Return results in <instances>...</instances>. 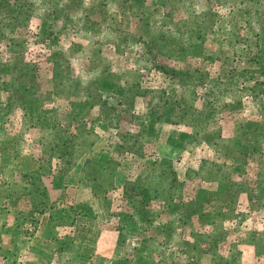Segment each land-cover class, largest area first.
<instances>
[{"label": "rangeland", "instance_id": "obj_1", "mask_svg": "<svg viewBox=\"0 0 264 264\" xmlns=\"http://www.w3.org/2000/svg\"><path fill=\"white\" fill-rule=\"evenodd\" d=\"M186 1H138L142 35H156L158 42L163 41V31L166 35L167 47L165 44L161 47L166 53L160 50L156 55H149L153 59L139 55L142 49L138 38L131 40L132 49L139 53L137 56L119 51L110 40L104 39L111 20L110 11L120 18L128 0H77L80 11L90 13L91 17L85 20H92V24L89 23L95 27L92 33L88 32L92 26L87 24V29L82 23L83 28H80V21L77 23L66 14L57 15L53 26L49 27L41 20V7L36 0L23 2L13 16L12 20L26 26L13 32L14 44L10 45L9 40L0 35V67L19 56V71L36 76L34 81L40 83L42 105L37 103L35 107L46 110V117H51L55 105L65 104L62 99L54 101L55 105L48 100L53 88L50 77L65 78L69 66L76 75L93 78L96 70L92 72L87 68V60L102 62L101 72L113 84L101 92L107 105L94 108L85 105L76 109L79 119L88 123L83 126V141L88 150L80 158H73V165H59L60 160L53 159V170L35 183L42 189L45 187L53 205L44 212H33L27 210V190L23 187L29 182L21 183L20 174L37 167L41 156L50 150L54 127L41 120L36 121L35 126L28 125L22 115L27 106L21 82L0 78V102L8 100L7 95L12 93L20 103L18 105L13 96L15 100L8 109L0 107V264H61L63 260L68 264H87L83 261L89 260L91 264L92 259L81 260V253L90 254L87 246L91 247L93 237H97L96 228L104 227L98 224L102 216L105 219L102 208L109 209L111 214L117 213V202H123L122 209L129 213L122 219L116 217L121 223L117 252L125 253L128 264H264V0H245L242 4L213 1L214 11L209 17L213 31L207 34L203 44L227 59L226 69L223 67L222 71L219 70L220 60H214L208 76L202 75L201 69L187 65H202L200 58L193 55L184 58L175 49L173 20L183 14L181 5L184 8ZM203 1L197 0L198 5ZM124 15L128 17L127 13ZM122 24L136 28L133 22ZM36 30L38 36L35 37ZM183 42L188 49L186 52H190L192 36H187ZM54 50L62 54V59L57 61L62 62V72L64 64L66 66L61 77L53 74L57 63L51 55ZM98 55L100 59L92 58ZM158 63L173 66L185 80L197 83L198 96L193 101L197 107L204 102V84L209 81L218 82L219 86L214 88H225L226 92L217 101L210 99L218 110L206 127L200 125L196 129L192 121L176 123L171 121V116L162 113L154 121L149 136H140L136 141V153L120 151L113 129L103 126L107 123L108 106L113 104L123 112L129 104L141 111L145 97L137 95L129 103L124 94L129 86L140 83L147 88L163 86L165 79H161L163 73L156 67ZM231 69H234L232 74ZM240 69L242 74L236 75ZM241 78H244L243 84H240ZM71 83L65 90L75 98V85ZM165 95L173 99L171 90ZM175 96L184 101L176 92ZM148 118L143 114L129 116L128 120H121L119 127L136 132L140 120ZM258 123L263 126L258 127ZM218 129H221V144H210L217 137ZM89 157L113 160V184L106 183L103 187L102 179L89 183L80 177L84 173L82 167L86 169L84 160ZM163 157L175 160L178 168L189 167L182 178L172 183V202L148 201L142 194L140 197L134 194L139 191L140 180L146 182L145 177L151 171L163 167ZM212 161L216 162L214 169L209 165ZM124 182L137 186L126 193ZM17 219L26 223L33 219L40 221L37 234L29 238L27 228L22 230L27 237L17 236ZM213 231L216 243H208L207 248L204 241L212 239ZM83 236L89 237L85 246L79 243ZM70 239L72 245L65 248ZM198 240L201 242L196 243ZM195 243L197 247L192 249L196 255L189 258L187 250ZM120 261L117 264H126L124 259ZM95 262L93 260V264ZM98 263L108 264L105 259Z\"/></svg>", "mask_w": 264, "mask_h": 264}, {"label": "trees", "instance_id": "obj_2", "mask_svg": "<svg viewBox=\"0 0 264 264\" xmlns=\"http://www.w3.org/2000/svg\"><path fill=\"white\" fill-rule=\"evenodd\" d=\"M35 0H0V35L4 38L9 40V44H14L15 38L13 32L20 31V28L26 26L24 24L18 23L17 21L12 20L13 16L17 15V12L23 2H33ZM39 1L38 5L41 7L42 22L48 23L49 27L53 26V21L57 15L66 14L68 17H73L75 21L78 23L81 20H85L87 16L86 13H82L79 7L77 6V0H36ZM138 1L140 0H128L127 5L121 11L120 18H116L114 14L117 13L110 11L109 19L110 24L106 27V32L104 34L105 40H110L109 42L112 43L119 51L126 52L128 55L134 56L138 55L133 49V42L131 41L132 38L141 42V54L142 57L145 58L149 55H156L157 52L161 50V52L166 53V50L161 48L163 44L166 45L165 41L166 35L163 31V41L162 39L158 42L156 35L149 34L145 36L142 35L141 29L139 28V21L140 16H138ZM213 1L214 0H204L201 5H198L197 0H188L185 2V6L183 8V4L181 5L183 10V14L180 15L174 21V25H172V29L176 32L174 36V40L176 42L175 49L178 51L177 54H181L182 57L187 58V56L193 55L194 58H200L203 61L202 65L199 64H187L193 68L201 69L202 75L208 76L209 68L213 66L214 60H220L221 66L220 69L222 71L223 67L226 69L225 59L227 57L217 53L214 50L207 49L203 44V40H206L207 34L213 31V21L209 19L210 14L214 11L213 8ZM227 0H215V2L219 4H223L221 2ZM235 1L240 4L244 3L245 0H230ZM74 4V6H71ZM233 5V4H232ZM52 6V9L50 7ZM74 7V8H71ZM77 9L73 13L69 10ZM79 9V10H78ZM80 11V12H79ZM34 13H36L34 11ZM128 14L126 17L124 14ZM216 13V12H215ZM118 17V16H117ZM219 17V15H218ZM114 19V22H113ZM129 21L133 22L135 29H132L130 26H124V22ZM146 23V22H145ZM3 26V27H2ZM167 27V26H166ZM124 33V34H123ZM34 36H38L37 30L34 32ZM172 35H170L171 37ZM187 36H192L191 42V49L190 52H186L188 49L184 47V40ZM54 37V34H52ZM14 41V42H13ZM160 45V48L158 47ZM175 51V50H174ZM183 52V53H182ZM167 54H170L169 51ZM52 59L54 62L59 61L62 59V54L57 51H52ZM136 55V56H137ZM19 57V56H18ZM18 57L14 62L11 60L9 62L4 63L3 66L0 67V78H9L16 82H21V91L23 94V98L25 101V105L27 108L22 111L23 118L26 120L28 125H37L36 121H44L47 125H51L54 127V132L52 136L53 144L50 150H46L45 154H43L40 158V163L37 167L33 169H28L23 171L20 174L21 183L24 184V181H28L29 185L25 183L23 186L25 190H27V195L25 196L27 210H31L33 212H44L45 210L49 209L53 203L52 199L48 191L42 189L40 186L35 185L38 181L45 174H49L54 167L53 159H58L57 164H69L73 165V158L81 157L86 153L88 150L87 144H85L84 140V130L83 126H86L87 121H82L79 119L77 108L79 106H90L94 108V106H99L101 104L107 105V100L102 98L101 92L104 90L109 89V87L113 84L110 80H108L102 74V67L100 68L99 65H103L102 62L96 60H87V68H90L93 71L96 70V74L94 77H84L82 74L76 75L73 73V67L69 66V68L65 71V78H56L51 75L50 81L53 86L51 91V96L48 97V100L51 104H54V101L57 99H62L65 104L61 106L60 104L55 105L53 107V113L51 117H46V110L39 109L35 107L37 103L40 104L42 102V95L43 92L38 90V81H34L36 76L34 75H27L23 73L21 70L19 71ZM152 58L151 56L148 57ZM97 64V65H95ZM138 67V66H137ZM156 67L160 68L162 71L161 79H165V84L159 88L154 87V85H149L150 87H142V84H136L135 86H129L126 89L125 101L132 103L133 99L137 95H142L145 97V106L141 111H137L128 104V107L123 108V112L121 110H117L114 108V105L111 104L108 106L107 112V123H104L103 126L110 127L113 129V137H115V143L120 151L126 150L131 151L132 153H136L135 144L136 141L140 136H149L151 128L153 126L154 121L159 118L162 113L167 114V116H171V121L176 123L181 122H193L194 127L197 129L200 125L206 127L210 119L213 118V114L218 110L216 104H212L210 99L218 100L224 94L225 88H217L215 86H219L218 82L211 80L208 83L204 84V92L203 97L204 102L200 107L194 105L193 101L197 98V83L196 82H188L185 80L177 70L171 65L160 64L156 65ZM202 67V68H201ZM230 73L232 74V71ZM228 72V74H230ZM142 74V73H141ZM242 70L240 69L236 75H241ZM8 76V77H5ZM77 78H75V77ZM237 77V76H235ZM243 79L241 78L240 84H243ZM7 80V79H5ZM75 85L76 92L73 94L75 98L71 96V94L66 90V86L70 84L72 86V82ZM171 90L173 92V99H167L165 96L168 91ZM179 96H183V102L175 96V92ZM253 93L256 94V90L253 88ZM259 94V93H258ZM13 94L9 93L7 95L8 100H4L2 103L0 102V107H5L8 109L9 104L15 100L13 98ZM200 96V94H199ZM38 99V102L35 101ZM53 102V103H52ZM58 111H56V109ZM62 108V109H60ZM126 109V110H125ZM4 112V110H3ZM139 112V113H136ZM35 115V117H33ZM140 115L143 114L144 116H148V119H142L139 122V129L136 132H132L130 129H121L119 126L121 124V120L129 119V116L133 115ZM263 125L258 123V127ZM1 127V122H0ZM214 134V132H212ZM216 136L210 144L218 145L221 144L219 138H222L221 129L216 131ZM217 139V140H215ZM4 140L3 138L1 139ZM215 140V141H214ZM1 141V142H2ZM259 142V140H254ZM257 145L254 147L256 148ZM246 148V147H245ZM261 148V143H259V149ZM244 153L246 149L243 150ZM175 160H171L169 158L163 157L162 163L163 167L156 171H151L148 176H144L147 181L141 183L139 191L133 192L134 194L139 195L142 194L145 199L148 201L159 200V202L171 203L173 197L172 193V183L176 182L180 178H182L185 170L189 167L185 166L183 168H178L177 164L174 162ZM203 162L206 160H202ZM86 169L82 171L84 172L81 174L80 177L86 180L87 182L91 183L97 181L99 179L103 180L102 186L106 187V183L113 184V174H114V165L115 163L113 160L107 159L106 161L95 159L93 157H89L84 160ZM207 162V161H206ZM56 163V162H55ZM88 163V164H87ZM183 164V163H179ZM213 169L216 166V162L212 161L209 164ZM211 172V168H210ZM144 178V179H145ZM149 179V180H148ZM222 180V179H220ZM125 192L128 193L133 187L137 185H131L128 182H124ZM39 185V184H38ZM129 185V186H127ZM129 190V191H128ZM125 194V193H124ZM124 199V198H123ZM54 200V199H53ZM123 203V202H122ZM122 203L117 202L115 206L119 208L117 213L113 212V215H116L120 219L125 218L128 216V212L126 209H122ZM220 207L222 203H219ZM173 205H176L173 203ZM219 207V206H218ZM19 207L16 209L18 211ZM24 210V209H20ZM216 232H212V239H206L204 243L206 244L207 248L210 247V244L213 245L216 243ZM71 241H67V246L70 247L72 244ZM201 241H197L199 243ZM190 244V248L187 250V256L192 258L196 254L193 252L192 248H196L197 244ZM204 247V250L206 248ZM203 248V247H200Z\"/></svg>", "mask_w": 264, "mask_h": 264}, {"label": "crops", "instance_id": "obj_3", "mask_svg": "<svg viewBox=\"0 0 264 264\" xmlns=\"http://www.w3.org/2000/svg\"><path fill=\"white\" fill-rule=\"evenodd\" d=\"M93 9V7H91ZM86 15L85 16H90V13L89 11H86ZM82 23H84V27H89V26H92L90 27L91 29L88 30L89 33H92L94 32L93 30L95 29V27L92 24V20L90 19H86V20H81L79 22V27L81 28L82 27ZM91 23V24H89ZM87 24L89 26H87ZM86 25V26H85ZM42 26V25H41ZM83 28V27H82ZM88 29V28H87ZM86 29V30H87ZM56 39V37H53ZM100 52V49L98 48L97 49V52ZM96 58V59H100L101 55L99 56H93L92 58ZM64 64V63H63ZM66 66L64 64V68H63V72H62V62H57L54 64L53 66V74L55 76H62L63 73H64V70H65ZM62 72V73H61ZM15 97V96H14ZM13 97V98H14ZM16 98V97H15ZM17 100V98H16ZM18 102V100H17ZM20 103L18 102V105ZM78 112V111H77ZM100 208V206H99ZM103 215L105 216V219L101 218L100 222H98V224H102L104 227L102 228H96V234H97V237H93V243L91 245V247H88L87 248L90 250V254L87 255V254H82L81 253V260H85V259H92V262L91 264H93V260H96V262L94 264H99V260H103L105 259L108 264H117L118 262L121 263L120 260L124 259L126 264H128V261L125 257V253L120 255L118 252H117V246H118V243L120 241V225L121 223H119L117 221V216L116 215H113L111 213H109V209L106 210V209H103ZM101 216V214H100ZM117 221V222H116ZM17 222V227L19 229V232L17 233V236H25L27 237L28 235H24V232H22V230L24 229H29V238L30 237H34L36 234H37V228H38V225H39V222L37 219H33L31 221H29L28 223H26L25 220L21 219V220H16ZM5 226V225H4ZM4 228V227H3ZM65 236V235H64ZM67 236V235H66ZM70 236V235H69ZM68 241H71L72 242V239L68 240ZM89 241V237H86L82 238V240L80 239V242L79 243H83L82 245L85 246L84 244H86L87 242ZM67 242L65 243V248H69L67 245ZM65 248H62V249H65ZM93 254V256H92ZM98 261V262H97ZM84 263L87 262V264L89 263V260L88 261H83ZM61 264H68L67 262H65L64 260L61 262Z\"/></svg>", "mask_w": 264, "mask_h": 264}]
</instances>
